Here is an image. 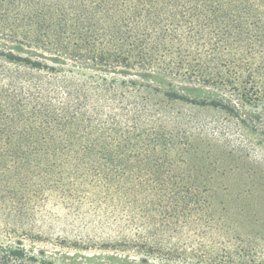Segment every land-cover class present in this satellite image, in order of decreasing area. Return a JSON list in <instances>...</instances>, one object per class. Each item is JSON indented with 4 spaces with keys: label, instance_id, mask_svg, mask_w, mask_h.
<instances>
[{
    "label": "trees",
    "instance_id": "1",
    "mask_svg": "<svg viewBox=\"0 0 264 264\" xmlns=\"http://www.w3.org/2000/svg\"><path fill=\"white\" fill-rule=\"evenodd\" d=\"M93 65L113 73L78 71ZM172 81L264 102V0H0V212L18 216L22 190L51 180L76 199L136 179L157 213L107 249L142 264H264L255 238L214 215L188 139L168 127L172 104L233 111V99H192ZM0 264L69 263L0 239Z\"/></svg>",
    "mask_w": 264,
    "mask_h": 264
},
{
    "label": "rangeland",
    "instance_id": "2",
    "mask_svg": "<svg viewBox=\"0 0 264 264\" xmlns=\"http://www.w3.org/2000/svg\"><path fill=\"white\" fill-rule=\"evenodd\" d=\"M43 56L39 58L53 64L51 55ZM78 71L113 73L96 65ZM172 82L192 99H233V111L191 103L172 104L170 111L166 105L173 116L168 127L184 133V142L188 139L187 167L196 175L197 170L204 173L197 184L210 189L214 215L222 219L230 235L255 238L264 260V102L245 103L239 94ZM139 186L136 179L122 181L120 193L103 189L76 199L54 189L52 180L38 188H25L12 204L19 208L18 216L9 217L6 208L0 212V239L21 242L60 263L142 264L141 255L104 246L117 240L121 229L134 235L153 219L157 209L150 205L149 194L136 192ZM4 217L10 219L8 227L1 222ZM160 262L151 259L152 264Z\"/></svg>",
    "mask_w": 264,
    "mask_h": 264
}]
</instances>
